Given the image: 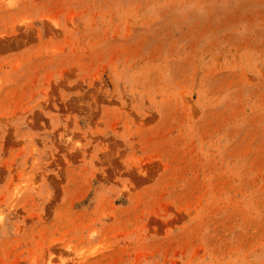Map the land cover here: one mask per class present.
<instances>
[{
    "label": "rangeland",
    "instance_id": "obj_1",
    "mask_svg": "<svg viewBox=\"0 0 264 264\" xmlns=\"http://www.w3.org/2000/svg\"><path fill=\"white\" fill-rule=\"evenodd\" d=\"M0 264H264V0H0Z\"/></svg>",
    "mask_w": 264,
    "mask_h": 264
}]
</instances>
